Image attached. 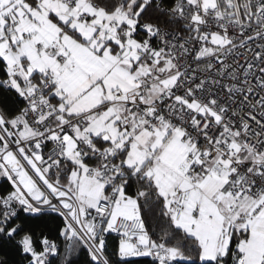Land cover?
Masks as SVG:
<instances>
[{
	"label": "snow or ice",
	"instance_id": "1",
	"mask_svg": "<svg viewBox=\"0 0 264 264\" xmlns=\"http://www.w3.org/2000/svg\"><path fill=\"white\" fill-rule=\"evenodd\" d=\"M0 264H264V0H0Z\"/></svg>",
	"mask_w": 264,
	"mask_h": 264
}]
</instances>
